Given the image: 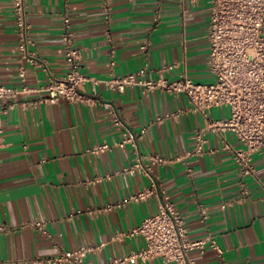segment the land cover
Wrapping results in <instances>:
<instances>
[{"label": "crops", "instance_id": "crops-1", "mask_svg": "<svg viewBox=\"0 0 264 264\" xmlns=\"http://www.w3.org/2000/svg\"><path fill=\"white\" fill-rule=\"evenodd\" d=\"M211 6V0H110L106 18L103 0H25L29 38L40 62L33 66L17 52L13 1L0 0V83L27 88L1 119L0 264H71L51 260L81 245L97 248L85 264L139 250L143 239L128 231L157 212L156 196L98 210L149 186L150 176L169 196L188 239L205 240L202 249L188 252L194 264H264V152L252 155L253 174L240 176L233 151L225 148H241L233 134L204 129L202 155L164 164L143 159L150 176L120 172L138 155L183 154L205 120L190 110L184 95L140 86L118 91L106 82L135 72L140 79L212 82L206 38ZM64 15L81 51L80 71L88 77L81 86L91 99L87 103L43 101L49 79L67 71ZM169 113L176 115L165 117ZM226 115L224 107L210 111L212 118ZM141 128L140 138L119 145ZM102 143L110 148L90 151ZM125 264L173 263L153 258Z\"/></svg>", "mask_w": 264, "mask_h": 264}, {"label": "built area", "instance_id": "built-area-1", "mask_svg": "<svg viewBox=\"0 0 264 264\" xmlns=\"http://www.w3.org/2000/svg\"><path fill=\"white\" fill-rule=\"evenodd\" d=\"M12 1L17 52L22 60L36 66L40 62L29 38L25 0ZM109 1L103 0L106 18ZM211 2L206 38L209 44L208 66L213 76L212 82H194L187 77L171 81L162 76L156 79H140L137 72L119 75L106 82L109 88L118 91H123L128 86H140L143 90L157 89L170 95H184L190 110L205 120L204 127L194 135L195 142L191 149L173 159L159 155H138L132 165L120 170L121 173L133 174L141 170L150 176L149 169L143 165V159H147L151 164H164L200 156L206 151L203 130L209 129L220 134L227 131L233 134L241 148L232 149L229 144H226L225 148L233 151L240 176L253 174L252 155L264 152V0H211ZM62 27L61 41L64 45L67 71L61 78L49 79L43 88L47 92V97L43 101L54 102L64 99L69 102L87 103L91 99L83 94L81 86L88 77L80 71L81 51L74 43L70 19L66 15L62 17ZM145 48V44L141 45V49ZM18 76L24 79L23 69H19ZM26 90L24 86L18 89L0 83V150L5 145L2 136V115L12 107V99ZM217 107L226 108L227 115L223 118H212L210 111ZM175 115L176 113H169L165 117ZM157 120L160 121L161 117H157ZM114 123L121 124L117 117L114 118ZM144 133L145 128H141L137 134L131 132L119 145L135 141ZM109 148L108 144L102 143L92 146L90 151L98 153ZM187 172L190 174L191 170L187 168ZM247 193V189L243 188L242 194ZM149 196H156L158 199L157 212L145 216L137 226L128 231L130 236H140L144 245L129 255L112 258L103 264H125L137 260L146 262L153 258H160L173 264H194L188 252L195 248L202 249L205 240L188 239L186 228L175 206L153 176H150L149 186L123 198L119 203L107 204L98 211L111 210ZM95 212L97 210H89L90 214ZM35 226L43 230L40 222H36ZM209 243L216 248L214 240H209ZM95 249L97 248L81 245L62 251L51 262L85 264V258Z\"/></svg>", "mask_w": 264, "mask_h": 264}]
</instances>
